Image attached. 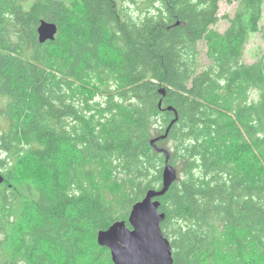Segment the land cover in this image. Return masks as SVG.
<instances>
[{
	"label": "trees",
	"instance_id": "trees-1",
	"mask_svg": "<svg viewBox=\"0 0 264 264\" xmlns=\"http://www.w3.org/2000/svg\"><path fill=\"white\" fill-rule=\"evenodd\" d=\"M263 17L264 0H0V264H114L98 233L162 188L151 141L176 113L156 143L178 171L158 198L174 264H264V63L244 62Z\"/></svg>",
	"mask_w": 264,
	"mask_h": 264
},
{
	"label": "water",
	"instance_id": "water-1",
	"mask_svg": "<svg viewBox=\"0 0 264 264\" xmlns=\"http://www.w3.org/2000/svg\"><path fill=\"white\" fill-rule=\"evenodd\" d=\"M58 30L56 23L42 20L38 27L39 42L44 44L54 41ZM168 110L174 111L172 107ZM178 118L176 113L166 134L151 141L156 150L166 155L162 188L150 189L141 201L134 204L128 219L129 225L125 220L116 221L108 229L98 233V244L109 249L114 264H174L171 242L165 237L161 227L166 214L160 211L161 201L158 198L165 196L177 181L178 171L170 162V153L159 149L156 143L167 137L170 127ZM2 182L0 176V183Z\"/></svg>",
	"mask_w": 264,
	"mask_h": 264
},
{
	"label": "rangeland",
	"instance_id": "rangeland-1",
	"mask_svg": "<svg viewBox=\"0 0 264 264\" xmlns=\"http://www.w3.org/2000/svg\"><path fill=\"white\" fill-rule=\"evenodd\" d=\"M237 7V3L230 4L226 1L222 2L220 9L221 20L217 25L213 27V29L223 33L229 26L227 19H225L224 17L227 15L231 17L234 16ZM261 24L262 30L252 36L249 44L246 47L244 62L250 65L255 63H264V17ZM200 50L202 52L203 58L205 59L206 46L204 43L200 44ZM84 90V93H88L90 96L95 97L96 88L92 89L90 87H86L84 88ZM95 101L101 103L102 97L97 96L95 98ZM103 264H107V262L105 261Z\"/></svg>",
	"mask_w": 264,
	"mask_h": 264
}]
</instances>
